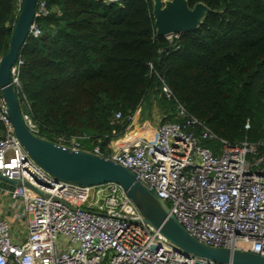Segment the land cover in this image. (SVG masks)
Instances as JSON below:
<instances>
[{"label": "trees", "instance_id": "16d2710c", "mask_svg": "<svg viewBox=\"0 0 264 264\" xmlns=\"http://www.w3.org/2000/svg\"><path fill=\"white\" fill-rule=\"evenodd\" d=\"M40 1L48 14L35 18L40 34L20 50L15 91L41 138L77 137L108 154L138 123L130 117L149 121L156 108L161 124H185L181 105L229 144L264 152V0H187L210 11L171 39L156 35L151 0ZM20 8L0 0V58Z\"/></svg>", "mask_w": 264, "mask_h": 264}, {"label": "built area", "instance_id": "2783aa9c", "mask_svg": "<svg viewBox=\"0 0 264 264\" xmlns=\"http://www.w3.org/2000/svg\"><path fill=\"white\" fill-rule=\"evenodd\" d=\"M47 14L39 0L36 17ZM30 34H40L34 23ZM173 36L178 37L166 38ZM21 64L18 58L10 71L14 88L19 86ZM163 91L169 93L166 86ZM177 112L185 124L160 123L152 133L130 139L108 154L99 147L86 149L77 137L49 141L132 171L198 241L264 257V152L248 141L229 144L181 105ZM24 118L39 136L30 118ZM119 119L121 114L116 113L115 120ZM133 120L134 116L129 118ZM0 125V175L20 182L3 192L10 200L9 211L25 229L24 239L14 241L8 222L0 216V264H215L176 250L143 222L119 184L80 186L43 171L15 137L1 91Z\"/></svg>", "mask_w": 264, "mask_h": 264}, {"label": "water", "instance_id": "95a60500", "mask_svg": "<svg viewBox=\"0 0 264 264\" xmlns=\"http://www.w3.org/2000/svg\"><path fill=\"white\" fill-rule=\"evenodd\" d=\"M39 0H21L8 52L0 58V91L8 108L14 134L25 152L43 171L55 180L80 186L119 184L140 212L143 222L158 230L176 250L215 264H264V257L250 251L214 247L192 237L171 214L165 202L151 193L129 169L104 157L82 150H70L40 138L27 126L21 103L11 84L10 71L19 58L20 50L30 34L36 18ZM154 28L157 36L195 31L209 13L199 2L189 7L187 0H151ZM161 56V53L159 54ZM11 185L19 181L0 175Z\"/></svg>", "mask_w": 264, "mask_h": 264}, {"label": "crops", "instance_id": "0c3cea01", "mask_svg": "<svg viewBox=\"0 0 264 264\" xmlns=\"http://www.w3.org/2000/svg\"><path fill=\"white\" fill-rule=\"evenodd\" d=\"M155 113H157V115L160 117L162 116V114L158 111V109L154 108L152 111L151 119L149 121L148 120L144 121L139 125L138 128H135L134 131H133V127L128 129V131H126V133L123 136L118 137L116 143H118L119 146H122L130 139L146 136L147 134L152 133L160 125V121L158 122L159 124H157L158 125L157 127L153 125L154 123L153 116ZM137 120L139 121V117H136V120L133 121H137ZM116 143L113 146H116ZM9 188H11V184L0 180V216L5 221L8 222L11 230L12 239L18 242L24 239L25 229L23 228L24 225L23 222L16 219L15 215L9 211L10 200L3 192L4 189H9Z\"/></svg>", "mask_w": 264, "mask_h": 264}, {"label": "rangeland", "instance_id": "374dc122", "mask_svg": "<svg viewBox=\"0 0 264 264\" xmlns=\"http://www.w3.org/2000/svg\"><path fill=\"white\" fill-rule=\"evenodd\" d=\"M103 1H105V2H109V1H119V0H103ZM19 2L21 3V0H19ZM154 123H153V125L154 126H158L157 124H159L158 122L160 121L161 122V118H162V116L160 117V116H158L157 115V113H155L154 114ZM165 122H172V121H170V120H165L164 122H162V123H165ZM141 124V121H138V123L137 124H135L134 126H133V131L135 130V128H138L139 127V125ZM131 134V133H130ZM122 141V140H121ZM115 143H116V141H114V143H112L111 145H110V148L111 149H116L117 147H119V145H118V143H116V146H113V145H115ZM85 145V144H84ZM113 149V150H114Z\"/></svg>", "mask_w": 264, "mask_h": 264}]
</instances>
